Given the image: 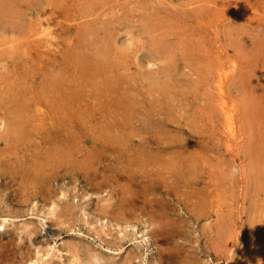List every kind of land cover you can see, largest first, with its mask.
Returning a JSON list of instances; mask_svg holds the SVG:
<instances>
[{"label":"rangeland","instance_id":"1","mask_svg":"<svg viewBox=\"0 0 264 264\" xmlns=\"http://www.w3.org/2000/svg\"><path fill=\"white\" fill-rule=\"evenodd\" d=\"M253 1L0 0V264H264Z\"/></svg>","mask_w":264,"mask_h":264},{"label":"bare ground","instance_id":"2","mask_svg":"<svg viewBox=\"0 0 264 264\" xmlns=\"http://www.w3.org/2000/svg\"><path fill=\"white\" fill-rule=\"evenodd\" d=\"M245 1H246V0H245ZM254 1H255V0H254ZM254 1H253V2H254ZM217 2H218V1H217ZM220 2H221V1H220ZM233 2H234V1H233ZM109 3H110V2H109ZM215 3H216V2H215ZM251 3H252V2H251ZM257 3H258V2H257ZM260 3H261V2H260ZM260 3H259V4H260ZM230 4H231V3H230ZM234 4H235V3H234ZM247 4H248V3H247ZM252 4H253V3H252ZM219 5H222V4H219ZM224 5H225V4H224ZM108 6H109V5H108ZM261 6H262V5H261ZM225 7H226V6H225ZM217 8H218V7H217ZM235 8H236V7H235ZM237 8H238V7H237ZM239 8H240V7H239ZM257 8H258V7H257ZM220 9H221V8H220ZM220 9H219V10H220ZM245 9H246V8H245ZM260 9H261V8H260ZM62 10H63V9H62ZM233 10H234V9H233ZM242 11H243V10H242ZM261 11H262V10H261ZM234 12H236V11H234ZM246 12H247V11H246ZM257 12H258V11H257ZM0 13H1V12H0ZM46 13H47V12H46ZM220 13H221V12H220ZM238 13H239V12H238ZM244 13H245V12H244ZM261 13H263V11H262ZM60 14H61V13H60ZM240 14H241V13H240ZM250 14H251V13H250ZM252 14H253V13H252ZM58 15H59V14H58ZM254 15H255V14H254ZM59 16H60V15H59ZM228 16H229V15H228ZM233 17H234V15H233ZM247 18H248V17H247ZM244 19H245V18H244ZM46 20H47V19H46ZM7 21H8V20H7ZM15 21H16V20H15ZM41 21H42V20H41ZM39 22H40V21H39ZM252 22H253V21H252ZM17 23H18V22H17ZM45 23H46V21H45ZM253 23H254V22H253ZM258 24H259V23H258ZM8 25H9V24H8ZM17 26H19V25H17ZM10 27H11V26H10ZM255 27H256V26H255ZM21 28H22V27H20V30H21ZM40 28H41V27H40ZM42 30H43V29H42ZM263 30H264V29H263ZM40 31H41V30H40ZM26 32H27V31H26ZM28 33H29V31H28ZM32 33H33V32H32ZM25 34H26V33H25ZM35 35H36V34H35ZM240 35H241V34H240ZM38 36H39V35H38ZM241 36H243V35H241ZM29 37H30V36H29ZM32 37H33V35H32ZM36 37H37V36H36ZM87 37H88V36H87ZM202 37H203V36H202ZM54 38H55V37H54ZM199 38H200V37H199ZM23 39H24V38H23ZM38 39H39V38H38ZM50 39H51V38H50ZM50 39H49V40H50ZM262 39H263V38H262ZM39 40H40V39H39ZM55 40H57V39H55ZM91 40H92V39H91ZM17 41H18V40H17ZM82 41H83V40H82ZM251 41H252V40H251ZM18 42H19V41H18ZM22 42H23V41H22ZM24 42H25V41H24ZM83 42H84V41H83ZM87 42H88V41H87ZM15 43H16V42H15ZM90 43H91V42H90ZM90 43H89V44H90ZM195 43H196V42H195ZM202 43H203V42H202ZM252 43H253V42H252ZM237 44H238V43H237ZM25 45H26V44H25ZM81 45H82V44H81ZM84 45H85V44H84ZM91 45H92V44H91ZM93 45H94V44H93ZM198 45H199V44H198ZM36 46H37V45H36ZM191 46H192V45H191ZM200 46H201V45H200ZM239 46H240V45H239ZM245 46H246V45H245ZM245 46H244V47H245ZM28 47H29V46H28ZM57 47H58V46H57ZM57 47H56V48H57ZM192 47H193V46H192ZM38 48H39V47H38ZM42 48H43V47H42ZM16 49L18 50V48H16ZM246 49H247V48H246ZM10 50H11V49H10ZM23 50H24V49H23ZM43 50H44V48H43ZM68 50H69V49H68ZM242 50H243V49H242ZM27 51H28V50H27ZM53 51H54V50H53ZM245 51H246V50H245ZM39 52H40V51H39ZM22 53H24V51H22ZM54 53H55V52H54ZM64 53H65V52H64ZM258 53H259V52H258ZM38 55H39V54H38ZM40 55H41V52H40ZM70 55H71V54H70ZM24 56H25V54H24ZM45 56H48V55H45ZM72 57H73V56H72ZM38 58H39V57H38ZM47 58H48V57H47ZM55 58H56V57H55ZM23 59H24V58H23ZM23 59H22V60H23ZM41 59H43V58H41ZM41 59H39V60H41ZM61 59H62V58H61ZM68 59H69V58H68ZM36 60H37V58H36ZM28 61H29V60H28ZM74 61H75V59H74ZM249 61H251V60H249ZM103 62H104V61H103ZM24 63H25V62H24ZM40 63H41V62H40ZM42 64H43V62H42ZM54 64H55V63H54ZM234 64H235V63H234ZM24 65H25V64H24ZM35 66H36V64H35ZM38 66H40V65H38ZM76 66H77V65H76ZM78 66H79V65H78ZM80 66H81V65H80ZM84 66L86 67V64H84ZM50 67H51V66H50ZM234 67H235V66H234ZM52 68H53V67H52ZM78 68H79V67H78ZM95 68H96V67H95ZM25 69H26V68H25ZM31 69H33V67H32ZM37 69H38V68H37ZM49 69H50V68H49ZM96 69H97V68H96ZM228 69H229V68H228ZM232 69H233V68H232ZM26 70H27V69H26ZM39 70H41V68H40ZM50 70H51V69H50ZM52 70H53V69H52ZM69 70H70V69H69ZM87 70H88V69H87ZM53 71H54V70H53ZM55 71H56V70H55ZM83 71H84V70H83ZM229 71H230V70H229ZM231 71H232V70H231ZM26 72L28 73V71H26ZM31 72H32V71H31ZM51 72H52V71H51ZM95 72H96V71H95ZM59 73H60V72H59ZM84 73H85V72H83V74H84ZM14 74H15V73H14ZM50 74H52V73H50ZM63 74H64V73H63ZM86 74H87V73H86ZM20 75H21V74H20ZM20 75H19V76H20ZM52 75H54V73H53ZM55 75H56V74H55ZM65 75H66V74H65ZM91 75H92V74H91ZM93 75H94V74H93ZM97 75H98V74H97ZM100 75H101V74H100ZM25 76H27V75H25ZM25 76H24V77H25ZM48 76H49V75H48ZM48 76H47V77H48ZM9 77H10V76H9ZM20 77H21V76H20ZM67 77H68V76H67ZM5 78H6V77H5ZM5 78H4V79H5ZM7 78H8V77H7ZM29 78H30V77H29ZM50 78H51V77H50ZM50 78H49V79H50ZM88 78H89V77H88ZM95 78H96V77H95ZM219 78H220V77H219ZM9 79H11V77H10ZM9 79H8V81H9ZM15 79H16V77H15ZM30 79H31V78H30ZM51 79H52V78H51ZM60 79H61V78H60ZM91 79H92V78H91ZM11 80H12V79H11ZM31 80H32V79H31ZM34 80H35V79H34ZM77 80H79V79H77ZM108 80H109V79H108ZM8 81H7V82H8ZM28 81H29V80H28ZM32 81H33V80H32ZM53 81H54V80H53ZM53 81H52V82H53ZM57 81H59V80H57ZM61 81H62V80H61ZM69 81H70V80H69ZM86 81H87V79H86ZM88 81H89V80H88ZM98 81H99V80H98ZM98 81H96V82H98ZM111 81H112V80H111ZM117 81H118V80H117ZM18 82H19V80H18ZM26 82H27V81H26ZM47 82H48V81H47ZM54 82H55V81H54ZM62 82H63V81H62ZM118 82H119V81H118ZM8 83H9V82H8ZM12 83H13V81H12ZM15 83H16V82H15ZM39 83L42 84V82H39ZM55 83H56V82H55ZM55 83H54V84H55ZM89 83H90V81H89ZM93 83H94V82H93ZM99 83H100V82H99ZM116 83H117V82H116ZM32 84H33V83H32ZM35 84H36V83H35ZM35 84H34V87H35ZM61 84H62V83H61ZM79 84H80V83H79ZM87 84H88V82H87ZM96 84H97V83H96ZM29 85H30V84H29ZM59 85H60V84H59ZM89 85H90V84H89ZM94 85H95V84H94ZM98 85H99V84H98ZM101 85H102V84H101ZM101 85H100V87H101ZM103 85H104V84H103ZM116 85H117V84H116ZM6 86H7V85H6ZM8 86H9V85H8ZM26 86H28V85H26ZM30 86H31V85H30ZM32 86H33V85H32ZM95 86H96V85H95ZM104 86L106 87V85H104ZM110 86H111V85H110ZM220 86H221V85H220ZM28 87H29V86H28ZM49 87H50V85H49ZM56 87H57V86H56ZM56 87L54 86L53 89L55 90ZM83 87H84V86H83ZM88 87H90V86H88ZM88 87H87V88H88ZM96 87H97V86H96ZM4 88H5V87H4ZM4 88H3V90H4ZM16 88H17V87H16ZM35 88H36V87H35ZM51 88H52V87H51ZM51 88H50V89H51ZM66 88H68V87H66ZM74 88H75V87H74ZM85 88H86V87H85ZM85 88H84V89H85ZM98 88H99V86H98ZM112 88H113V85H112ZM30 89H32V88H30ZM58 89H59V88H58ZM58 89H57V90H58ZM81 89H82V88H81ZM84 89H83V90H84ZM90 89H91V88H90ZM99 89H101V88H99ZM107 89H108V88H107ZM10 90H11V89H10ZM12 90H15V89H12ZM23 90H24V88H23ZM23 90H22V91H23ZM33 90H35V89H33ZM36 90H37V89H36ZM51 90H52V89H51ZM51 90H50V91H51ZM57 90H56V91H57ZM71 90H72V87H71ZM76 90H78V89H75V91L73 90L72 92H76ZM83 90H82V91H83ZM101 90H102V89H101ZM103 90H104V89H103ZM105 90H106V89H105ZM105 90H104V92H105ZM112 90H113V89H112ZM220 90H222L221 87H220ZM220 90H219V91H220ZM8 91H9V89H8ZM16 91H17V90H16ZM22 91H21V92H22ZM52 91H53V90H52ZM58 91H59V90H58ZM66 91H67V90H66ZM87 91H89V90H87ZM91 91H92V89H91ZM94 91H95V90H94ZM97 91H98V90H97ZM99 91H100V90H99ZM99 91H98V92H99ZM114 91H115V90H113V93H114ZM117 91H119V88H118ZM3 92H4V91H3ZM13 92H14V91H13ZM13 92H12V94H13ZM23 92H24V91H23ZM33 92H35V91H33ZM53 92H54V91H53ZM64 92H65V91H64ZM64 92H63V93H64ZM163 92H164V91H163ZM18 93H19V92H18ZM18 93H17V94H18ZM49 93L51 94L52 92H49ZM59 93H60V91H59ZM88 93H90V91H89ZM102 93H103V92H102ZM12 94H11V95H12ZM32 94H33V93H32ZM45 94H48V92H46ZM54 94H55V93H54ZM57 94H58V92H57ZM80 94H81V93H80ZM84 94H85V93H83V94H81V95L84 96ZM91 94L93 95V93H91ZM105 94L107 95V90H106V93H105ZM114 94H115V93H114ZM15 95H16V94H15ZM25 95H26V94H25ZM42 95H43V94H41V99H42ZM52 95H53V94H52ZM70 95H72V93H70L69 96H70ZM81 95H80V96H81ZM86 95H88V94L86 93ZM106 95L103 96V97H106ZM5 96H6V95H5ZM12 96H14V95H12ZM34 96H35V95H34ZM36 96H37V95H36ZM59 96H60V95H59ZM59 96H58V97H59ZM76 96L78 97V95H76ZM14 97H15V96H14ZM14 97H13V100L16 98V97H15V98H14ZM20 97H22V96H20ZM27 97H28V96H27ZM27 97H26V98H27ZM84 97H87V96H84ZM90 97H91V96H90ZM90 97H89V98H90ZM97 97H98V96H97ZM110 97H111V96H110ZM110 97H109V98H110ZM116 97H117V96H116ZM116 97L114 96V98H116ZM118 97H119V96H118ZM17 98H18V97H17ZM29 98H32V97L29 96ZM37 98H39V97H37ZM89 98H86V99H89ZM92 98H93V97H92ZM101 98H102V97H101ZM109 98H108V99H109ZM112 98H113V97H112ZM114 98H113V99H114ZM5 99H6V97H5ZM32 99H33V98H32ZM59 99H60V98H59ZM68 99L71 100L72 98L69 97ZM73 99H74V98H73ZM79 99H80V98H79ZM79 99H78V100H79ZM95 99H96V97H95ZM98 99H99V98H97L96 100H98ZM110 99H111V98H110ZM116 99H117V98H116ZM7 100H8V99H7ZM23 100H24V97H23ZM27 100H28V98H27ZM66 100H67V99H66ZM93 100H94V99H93ZM96 100H94V101H96ZM103 100H104V98H103ZM2 101H3V100H2ZM29 101H30V100H29ZM37 101H38V100H37ZM67 101H68V100H67ZM73 101H74V100H73ZM79 101H80V100H79ZM81 101H82V99H81ZM84 101H85V99H84ZM84 101H83V102H84ZM86 101H88V100H86ZM91 101H92V100H91ZM94 101H93V102H94ZM16 102H17V101H16ZM30 102H31V101H30ZM98 102H99V101H98ZM98 102H97V103H98ZM103 102H104V101H103ZM105 102H106V101H105ZM4 103H6V102H4ZM32 103H33V100H32ZM34 103H36V102H34ZM68 103H69V102H68ZM70 103H71V102H70ZM84 103H85V102H84ZM89 103H90V102H89ZM97 103H96V104H97ZM121 103H122V102H121ZM125 103H126V102H125ZM8 104H9V103H8ZM10 104H11V103H10ZM50 104H51V103H50ZM56 104H57V103H56ZM71 104H72V103H71ZM73 104H74V103H73ZM99 104H100V103H99ZM105 104H106V103H105ZM107 104H108V103H107ZM222 104L224 105L225 103H222ZM4 105H5V104H4ZM31 105H32V104H31ZM63 105H64V104H63ZM63 105H62V106H63ZM89 105H91V104H89ZM92 105H93V103H92ZM109 105H110V104H109ZM253 105H254V104H253ZM27 106H28V105H27ZM33 106H34V105H33ZM37 106H38V105H37ZM51 106H52V105H51ZM67 106H68V105H67ZM124 106H125V105H124ZM224 106H225V105H224ZM4 107H5V106H4ZM73 107H74V106H73ZM94 107H95V106H94ZM97 107H98V106H97ZM220 107H221V105H220ZM256 107H257V106H256ZM11 108H12V107H11ZM17 108H18V107H17ZM20 108H21V107H20ZM58 108H59V107H58ZM74 108H75V107H74ZM90 108H91V107H90ZM104 108H106V107H104ZM27 109H28V108H26V111H27ZM30 109H33V107H31ZM37 109H38V108H37ZM42 109H43V107H42ZM46 109H47V108H46ZM54 109H56V108H54ZM71 109H72V108H71ZM92 109H93V108H92ZM221 109H222V108H221ZM255 109H256V108H255ZM0 110H1V109H0ZM7 110L9 111V110H13V109H7ZM7 110H6V111H7ZM28 110H29V109H28ZM62 110H63V109H62ZM98 110H100V109L97 108V111H98ZM34 111H35V110H34ZM42 111H43V110H42ZM51 111H52V110H51ZM95 111H96V110H95ZM221 111H222V110H221ZM225 111H226V110H225ZM225 111H223V112H225ZM18 112H20V111H18ZM73 112H74V111H73ZM87 112H88V110H87ZM101 112H102V111H101ZM226 112H227V111H226ZM257 112H258V111H257ZM9 113L11 114V112H9ZM14 113H15V112H14ZM16 113H17V112H16ZM16 113H15V114H16ZM23 113H24V111H23ZM28 113H29V114H26V113H24V114H26V115H30V112H28ZM33 113H34V112H33ZM33 113H32V114H33ZM39 113H40V112H39ZM81 113H82V112H81ZM96 113H98V112H96ZM102 113H103V112H102ZM229 113H230V112H229ZM21 114H22V113H21ZM35 114H36V111H35ZM42 114H43V113H42ZM46 114H47V113H46ZM50 114H51V113H50ZM52 114H53V113H52ZM52 114H51V115H52ZM78 114H79V113H78ZM85 114H87V113H85ZM100 114H101V113H100ZM230 114H231V113H230ZM257 114H258V113H257ZM59 115H60V114H59ZM0 116H1V118H2V115H0ZM34 116H35V115H33V117H34ZM36 116L39 117V116H38V112H37ZM43 116H45V115H43ZM49 116H50V115H49ZM61 116L63 117L62 114H61ZM99 116H100V115H99ZM105 116H106V115H105ZM231 116H232V115H231ZM256 116H257V115H256ZM14 117H15V116H14ZM14 117H13V118H14ZM20 117H21V116H20ZM64 117H65V116H64ZM229 117H230V116H229ZM10 118H12V117H10ZM34 118H35V117H34ZM24 119H25V118H24ZM32 119H33V118H32ZM40 119H41V116H40ZM45 119H46V118H45ZM104 119H106V117H105ZM231 119H232V118H231ZM231 119H230V120H231ZM2 120H3V119H2ZM41 120H42V119H41ZM49 120H50V119H49ZM224 120H225V119H224ZM227 120H228V119H227ZM7 121H8V119H7ZM34 121H35V119H34ZM45 121H47V120H45ZM51 121H52V120H51ZM27 122H28V120H27ZM31 122H32V124L34 123L33 120H32ZM31 122H30V123H31ZM42 122H43V121H42ZM225 122H226V121H225ZM8 123H9V121H8ZM36 123H37V122H36ZM53 123H54V122H53ZM227 123H228V122H227ZM231 123H232V122H230V124H231ZM28 124H29V122H28ZM47 124H48V123H47ZM54 124H55V123H54ZM39 125H40V123H39ZM43 125H44V124H43ZM45 125H46V124H45ZM55 125H56V124H55ZM227 125H228V124H227ZM34 126H35V127H34ZM36 126H37V125H34V124H33V127H34V128H36ZM57 126H58V125H57ZM231 126H232V125H231ZM25 127H26V123H25ZM25 127H24V128H25ZM27 127H28V126H27ZM31 127H32V126H31ZM44 127H45V126H44ZM47 127H48V125H47ZM47 127H45V128H47ZM42 128H43V127H42ZM42 128L40 127V129H42ZM48 128H49V127H48ZM48 128H47V129H48ZM51 128H52V127H50L49 129H51ZM66 128H67V127H66ZM2 129H3V127H2ZM28 129H29V128H28ZM36 129H37V128H36ZM228 129H229V127H228ZM232 129H233V126H232ZM25 130H27V129H25ZM29 130H30V129H29ZM37 130H38V129H37ZM43 130H45V129H42V131H43ZM229 130H230V129H229ZM39 131H40V130H38V132H39ZM42 131H41V132H42ZM50 131H51V130H50ZM25 132H26V131H25ZM31 132H33V131H31ZM31 132L29 133V131H28L29 134H31ZM5 133H6V132H5ZM11 133H13V132H11ZM23 133H24V132H23ZM28 133H27V134H28ZM13 134H14V133H13ZM13 134H12V135H13ZM24 134H25V133H24ZM33 134H34V133H33ZM33 134H32V136H34L36 133H35L34 135H33ZM38 134H39V133H38ZM38 134H36V135H38ZM16 135H17V134H16ZM14 136H15V135H14ZM18 136H19V135H18ZM19 137H20V136H19ZM37 138H38V136H37ZM16 139H17V138H16ZM29 139H31V136L29 137ZM23 140H25V139H23ZM34 140H35V139H34ZM38 140H39V139H38ZM26 141H27V143H28V139H27ZM31 142H32V141H31ZM39 142H40V141H39ZM16 143H17V142H16ZM27 143H26V145H27ZM5 144H6V143H5ZM37 144H38V142H37ZM29 145H30V143H29ZM11 147H12V146H11ZM19 147H20V146H19ZM21 147H22V146H21ZM27 147H29V146H27ZM32 148H33V147H32ZM38 148H39V147H38ZM57 148H58V146H57ZM0 149H1V148H0ZM6 150H7V149H6ZM6 150H5L4 152H6ZM13 150H14V149H13ZM26 150H28V148H27ZM10 151H12V150H10ZM16 151H17V150H16ZM45 151H46V150H45ZM58 151H59V149H58ZM58 151H57V152H58ZM66 151H67V150H66ZM68 151H69V150H68ZM4 152H3V153H4ZM26 152H27V151H26ZM53 152H54V149H53ZM8 153H10V152L8 151ZM12 153H13V151H12ZM17 153H18V152H17ZM61 153H62V151H61ZM63 153H64V152H63ZM152 153H153V152H152ZM14 154H15V153H14ZM21 154H22V153H20V155H21ZM47 154H48V152H47ZM55 154H56V153H55ZM6 155H7V154H6ZM10 155H11V154H10ZM12 155H13V154H12ZM28 155H29V154H28ZM52 155H53V154H52ZM71 155H72V154H71ZM155 155H156V154H155ZM2 156H3L4 158H5V157H8V156H5V155H2ZM14 156H15V155H14ZM29 156H30V155H29ZM59 156H61V155H59ZM63 156H64V155H63ZM147 156H148V155H147ZM151 156H152V155H151ZM153 156H154V155H153ZM43 157H44V156H43ZM52 157H54V156H52ZM22 158H23V157H22ZM54 158H55V157H54ZM153 158H154V157H153ZM2 159H3V158H2ZM69 159H70V158H69ZM169 159H170V158H169ZM33 160H34V159H33ZM36 160H37V159H36ZM38 160H39V159H38ZM38 160H37V161H38ZM46 160H47V158H46ZM52 160H53V159H52ZM145 160H146V159H145ZM1 161H2V160H1ZM29 161H30V160H29ZM29 161H28V162H29ZM31 161H32V160H31ZM42 161H43V160H42ZM70 161H71V160H70ZM143 161H144V159H143ZM143 161H141L142 164H143ZM150 161H151V160H150ZM150 161H149V162H150ZM20 162H21V161H20ZM28 162H27V164H28ZM53 162H55V161H53ZM58 162H59V161H58ZM58 162H57V163H58ZM60 162H61V161H60ZM146 162H147V161H146ZM146 162H145L144 164H146ZM162 162H163V161H162ZM169 162H171V161H169ZM22 163H23V162H22ZM39 163H40V162H39ZM151 163H152V162H151ZM151 163H150V164H151ZM2 164H3V163H2ZM33 164H34V163H33ZM37 164H38V163H37ZM47 164H48V163H47ZM51 164H54V163L51 162ZM165 164H166V163H165ZM11 165H13V164H11ZM24 165H25V164H24ZM38 165H39V164H38ZM58 165H59V164H58ZM166 165H168V161H167V164H166ZM166 165H165V166H166ZM43 166H44V165H43ZM51 166H52V165H51ZM55 166H56V165H54V167H55ZM153 166H154V164H153ZM171 166H172V165H171ZM171 166H170V167H171ZM22 167H23V166H22ZM26 167H28V165H26ZM39 167H40V166H39ZM41 167H42V166H41ZM45 167H46V166H45ZM52 167H53V166H52ZM146 167H147V166H146ZM32 168H33V166H32ZM55 168H56V167H55ZM58 168H59V167H58ZM144 168H145V167H144ZM154 168H155V167H154ZM17 169H18V168H17ZM25 169H26V168H25ZM29 169H30V167H29ZM35 169H36V168H35ZM149 169H150V168H149ZM152 169H153V168H152ZM15 170H16V169H15ZM33 170H34V169H33ZM33 170H32V171H33ZM38 170H39V169H38ZM55 170H56V169H55ZM126 170H127V169H126ZM129 170H130V169H129ZM132 170H133V169H132ZM20 171H21V170H20ZM30 171H31V170H30ZM40 171H41V170H40ZM42 171L45 172V170H42ZM152 171H154V170H152ZM17 172H19V171H17ZM46 172H47V171H46ZM124 172H125V171H124ZM147 172H148V171H147ZM33 173H34V172H33ZM35 173H36V170H35ZM41 173H42V172H41ZM117 173H118V172H117ZM141 173H142V172H141ZM6 174H7V171H6ZM16 174H17V173H16ZM16 174H15V176H16ZM27 174H28V173H27ZM136 174H137V173H136ZM136 174H135V175H136ZM139 174H140V173H139ZM9 175H10V174H9ZM22 175H23V172H22ZM22 175L20 174V176H22ZM33 175H34V174H33ZM36 175H37V173H36ZM132 175H134V174H132ZM141 175H142V174H141ZM20 176H19V177H20ZM23 176H24V175H23ZM26 176H27V175H26ZM28 176H30V175H28ZM30 177H31V176H30ZM9 178H10V177H9ZM25 178H27V177H25ZM28 178H29V177H28ZM34 178H35V176H34ZM32 179H33V178H32ZM35 179H36V178H35ZM35 179H34V180H35ZM144 179H145V178H144ZM189 179H190V178H189ZM22 181H23V180H22ZM25 181H27V180H25ZM137 181H138V180H137ZM25 183H26V182H25ZM35 183H37V182L35 181ZM131 183H132V182H131ZM33 184H34V183H33ZM28 187H29V186H28ZM32 187H33V186H32ZM35 188H36V187H35ZM23 190H24V189H23ZM27 193H28V192H26V194H27ZM29 193H30V191H29ZM32 193H33V192H32ZM175 193H176V192H175ZM24 194H25V193H24ZM152 194H153V193H152ZM19 195H20V194H19ZM21 196H22V194H21ZM153 196H154V195H153ZM153 196H152V197H153ZM154 203H155V202H154ZM111 204H112V203H111ZM111 206H112V205H111ZM217 206H218V205H217ZM117 207H118V205H117ZM122 207H124V206H122ZM129 207H130V206H129ZM103 209H104V207H103ZM103 211H104V210H103ZM60 212H61V211H60ZM218 222H219V221H218ZM155 228H156V227H155ZM165 228H166V227H165ZM157 229H158V228H157ZM159 229H160V228H159ZM219 229H220V228H219ZM163 230H164V229H163ZM159 233H160V232H159ZM162 233H163V231H162ZM165 233H166V232H165ZM220 233H221V232H220ZM153 235H154V234H153ZM162 235H163V234H162ZM12 237H13V236H12ZM213 237H214V236H213ZM215 237H216V236H215ZM220 237H222V236H220ZM11 239H12V238H11ZM218 240H219V239H218ZM9 241H10V240H9ZM165 241H166V240H165ZM220 241H221V240H220ZM5 243H6V242H5ZM220 246H221V245H220ZM178 248H179V247H178ZM221 248H223V247H221ZM166 249H168V248H166ZM174 249H175V248H174ZM161 250H162V249H161ZM164 250H165V249H164ZM178 250H179V249H178ZM165 251H166V250H165ZM165 251H164V252H165ZM221 251H222V250H221ZM164 252H163V253H164ZM159 253H161V252H159ZM171 253H172V251H171ZM173 253H174V251H173ZM173 253H172V254H173ZM174 254H175V253H174ZM187 255H188V254H187ZM164 256H165V255H164ZM129 258H130V257H129ZM127 259H128V258H127ZM185 259H186V258H185ZM187 260H188V259H187ZM3 261H4V260H3ZM128 261H129V260H128ZM127 263H128V262H127Z\"/></svg>","mask_w":264,"mask_h":264},{"label":"clouds","instance_id":"3","mask_svg":"<svg viewBox=\"0 0 264 264\" xmlns=\"http://www.w3.org/2000/svg\"><path fill=\"white\" fill-rule=\"evenodd\" d=\"M233 172H235V169H233Z\"/></svg>","mask_w":264,"mask_h":264}]
</instances>
